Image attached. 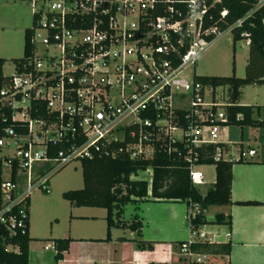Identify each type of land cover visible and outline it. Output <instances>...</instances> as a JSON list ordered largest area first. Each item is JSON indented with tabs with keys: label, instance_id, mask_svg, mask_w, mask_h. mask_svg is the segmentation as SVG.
<instances>
[{
	"label": "built area",
	"instance_id": "built-area-1",
	"mask_svg": "<svg viewBox=\"0 0 264 264\" xmlns=\"http://www.w3.org/2000/svg\"><path fill=\"white\" fill-rule=\"evenodd\" d=\"M30 1V51L13 64L12 75L2 74L0 86V119L12 123L0 138V148L13 151L2 156L6 179L0 167V224L9 235L25 232L31 192L50 193V177L72 162L121 154L130 160L176 156L188 164L198 188L204 184L198 149L213 146L214 162L255 155L252 148L233 154L232 144L220 139L229 122L227 87L186 74L250 12L222 28L227 10L218 20L212 13L220 0ZM218 88H226L225 98L216 95ZM130 179L145 180L150 188L151 167ZM198 232L180 251L200 263L207 255L187 250L205 239Z\"/></svg>",
	"mask_w": 264,
	"mask_h": 264
},
{
	"label": "trees",
	"instance_id": "trees-1",
	"mask_svg": "<svg viewBox=\"0 0 264 264\" xmlns=\"http://www.w3.org/2000/svg\"><path fill=\"white\" fill-rule=\"evenodd\" d=\"M211 2V0H207ZM260 0H220L215 4L212 13L216 20L219 19V12L222 9L227 10V16L221 20V26L234 23L250 12L242 25L232 30L233 42L241 39L248 40V55L245 66V75L243 78L230 76H201L195 79L202 84L212 86H226L231 106L225 108L229 122L227 125L239 127L249 126L257 128L264 126V120L254 119L252 113L253 106L239 104L240 88L246 85L264 84V4L256 8ZM34 17L32 25L24 31V52L19 59H14L13 64L20 62L30 51L29 39L32 34ZM247 33V36H241V33ZM4 60L0 58V86L3 78L2 65ZM258 111V108H257ZM5 114L9 118L10 110L6 109ZM241 114L242 118H236ZM12 126L9 119L2 121L0 119V138L4 135V129ZM17 132H23L19 128ZM201 165L214 166V183L201 194L197 187L193 186L189 178L188 164L176 156H166L157 154L151 160H130L126 155L121 154L114 158L97 157L94 159L83 160L81 162V174L83 187L78 190H68L62 193V197L74 206L99 207L106 210V240L109 239L110 228L114 225L113 207L116 204H125L135 199H146L150 197L153 200L180 201L187 203L192 209L196 206L207 205H229L233 204L230 198L231 168L234 163L244 161H213L210 157L213 146L198 149ZM2 149L0 148V154ZM0 156V167L2 163ZM16 164L13 163V168ZM147 167L152 169V179L150 188L145 180H131L130 175L137 174V171L145 170ZM14 180V174L12 175ZM238 205H256L258 202H234ZM190 231L197 232L199 227L206 224L226 225L230 228V216L221 213L214 215L212 221H207L201 211L191 212L188 216ZM123 222L121 226H125ZM138 224L131 222L127 225L131 230H136ZM28 223L24 233L20 231L9 235L7 230L0 224V264H28ZM71 239H55L53 247L55 258L61 259ZM186 243L180 242V245ZM139 249L151 250L152 246L147 243L146 246L140 242ZM10 248V250L8 249ZM187 250L195 254H214L228 256L230 244H215L208 240H195L188 244ZM189 264H229L228 261L218 263L214 262H195Z\"/></svg>",
	"mask_w": 264,
	"mask_h": 264
},
{
	"label": "crops",
	"instance_id": "crops-1",
	"mask_svg": "<svg viewBox=\"0 0 264 264\" xmlns=\"http://www.w3.org/2000/svg\"><path fill=\"white\" fill-rule=\"evenodd\" d=\"M245 42L248 47V42ZM253 129L257 131V128ZM238 145L237 150L243 148L241 143ZM249 148L255 150L252 146ZM255 152L253 157L232 165L230 198L233 204L192 209L185 202L153 200L150 197L116 204L113 207L114 225L110 228L108 240L105 209L69 203L71 210L66 214L65 231L55 233L51 229L44 232L39 231L29 219L28 200V236L31 239L28 264H189L191 259L180 251L179 246L180 242L190 238L188 216L195 211H201L207 221H212L217 213L230 216V228L223 224H206L198 229L207 235L210 242L230 244L228 256L207 254L214 257V263L264 264V152ZM203 180L202 186L208 185L205 178ZM213 183H209L210 187ZM202 186L198 187L200 193ZM246 201L258 204H234ZM209 206H218L217 211L210 213L211 217L204 213ZM123 222L125 226H121ZM131 222L138 224L136 230L127 227ZM64 238L71 239V242L61 259L57 260L53 241ZM140 242L144 246L150 243L152 249H139Z\"/></svg>",
	"mask_w": 264,
	"mask_h": 264
},
{
	"label": "rangeland",
	"instance_id": "rangeland-1",
	"mask_svg": "<svg viewBox=\"0 0 264 264\" xmlns=\"http://www.w3.org/2000/svg\"><path fill=\"white\" fill-rule=\"evenodd\" d=\"M31 25L32 8L30 0H0V58L4 60L1 68L3 75L10 76L13 74V60L23 56L24 31ZM247 55L248 47L245 40L233 42L232 34L227 30L199 55L193 68L187 70L186 74L196 77L230 76L234 74L236 77L243 78ZM217 91V96L226 97V88H218ZM239 103L254 107L252 113L254 119H264V84L241 87ZM241 131L242 135L240 136ZM220 133L222 141L232 144L233 154L236 153L239 143L242 144L243 149L252 146L257 153L264 152V126L257 127L256 131L249 126L228 125ZM12 153L11 148H3L0 156L11 155ZM1 168L2 177L6 179L8 166L5 161H2ZM199 169L203 171L204 178L208 182V185L200 187V191L203 193L210 187L209 183L214 182V168L211 165H201ZM139 176L147 178L142 173H139ZM48 187L50 190L48 194L40 189L31 192L29 196V219L39 231L49 232L51 229L55 233L58 230L65 231L67 228L66 214L71 209L69 202L62 197V193L83 187L81 163L72 162L58 170L50 177ZM217 207L209 206L208 211L204 212L205 215L211 217L210 213L217 211ZM205 239L207 240V235ZM8 249L10 250V248ZM213 261V256H207L204 262ZM190 262L191 260H189Z\"/></svg>",
	"mask_w": 264,
	"mask_h": 264
}]
</instances>
